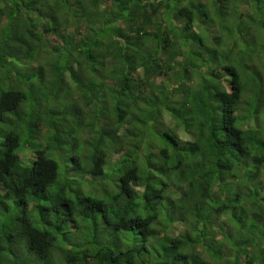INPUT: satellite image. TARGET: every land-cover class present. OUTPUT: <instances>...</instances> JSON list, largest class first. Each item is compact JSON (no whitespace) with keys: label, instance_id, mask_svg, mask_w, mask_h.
I'll use <instances>...</instances> for the list:
<instances>
[{"label":"trees","instance_id":"1","mask_svg":"<svg viewBox=\"0 0 264 264\" xmlns=\"http://www.w3.org/2000/svg\"><path fill=\"white\" fill-rule=\"evenodd\" d=\"M253 1L0 0V264H264Z\"/></svg>","mask_w":264,"mask_h":264},{"label":"rangeland","instance_id":"2","mask_svg":"<svg viewBox=\"0 0 264 264\" xmlns=\"http://www.w3.org/2000/svg\"><path fill=\"white\" fill-rule=\"evenodd\" d=\"M263 3H264V0H263ZM249 8L247 9L249 12H253V11H255L256 9H258V8H261L262 9V13H264V4H262V6H258L256 3H254V1H253V3H249ZM234 24H235V21H234ZM244 24H252V23H250L249 21H247V20H245L243 23H242V25H244ZM256 25H257V23H255ZM261 34H264V32L263 31H261ZM260 38H262V36L260 37ZM64 149H68L66 146L64 147ZM62 152V151H61ZM64 154V153H63ZM21 159L23 160V161H28V160H30V159H32V155L31 154H29V152L27 153V154H24V153H22L21 154ZM118 157V154H115L113 157H112V161L113 160H115L116 158ZM176 229L178 230V229H180L179 228V226H177L176 227ZM120 236V238H121V235H119ZM123 238H125V235L123 236ZM222 247H224V243L221 245ZM236 247V246H235ZM215 249L218 251V249H219V245H217L216 247H215ZM242 251H244L243 249H241ZM240 249H238L237 250V248L235 249V252H237V258H242V255L240 254V251H241ZM222 255V257H221V259H219V261H220V263H218V264H242V262H235V260H234V257H235V254H234V256H233V258H229V255L227 254V253H224V254H221ZM239 260H241V259H239Z\"/></svg>","mask_w":264,"mask_h":264}]
</instances>
